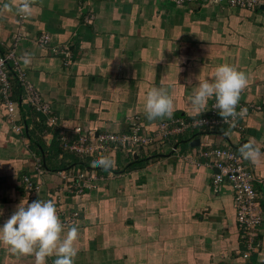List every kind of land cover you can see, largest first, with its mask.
Returning a JSON list of instances; mask_svg holds the SVG:
<instances>
[{
	"label": "crops",
	"instance_id": "0c3cea01",
	"mask_svg": "<svg viewBox=\"0 0 264 264\" xmlns=\"http://www.w3.org/2000/svg\"><path fill=\"white\" fill-rule=\"evenodd\" d=\"M256 1L264 5V0ZM4 4L14 5V0H0V9ZM25 29L28 36L16 51L20 68L50 104L57 125L52 129L43 115L19 106L14 119L17 126L23 123L22 135L7 122L0 100V227L21 200H51L65 231L78 226L74 264H246L238 255L231 188L224 185L214 192L212 172L184 155L199 147H190L193 140L229 145L238 153L252 142L261 155L246 161L257 179L262 222L250 262L264 264V10L229 7L224 0L183 6L172 0H35ZM16 30L14 6L0 11V54ZM42 33L53 46L67 45L70 64L35 42ZM222 64L247 76L239 103L259 108L241 120L242 131L192 132L152 147L148 154L111 153L108 170H92L98 177L95 188L79 196L56 193L62 183L56 172L73 159L60 147V136L77 138L76 127L84 133H119L128 130L131 120L153 127L198 117L204 112L197 114L188 97L198 81L211 80ZM152 87L166 89L173 99L171 119L146 118L144 97ZM18 91L14 102H19ZM138 158L149 160L144 167L121 172ZM24 176L36 185L34 191L25 189ZM0 264H34V257L12 256L0 246Z\"/></svg>",
	"mask_w": 264,
	"mask_h": 264
},
{
	"label": "built area",
	"instance_id": "2783aa9c",
	"mask_svg": "<svg viewBox=\"0 0 264 264\" xmlns=\"http://www.w3.org/2000/svg\"><path fill=\"white\" fill-rule=\"evenodd\" d=\"M207 1L218 3L221 0H172L176 6ZM224 1L229 7L251 11L256 10L260 6V3L256 0ZM16 22L17 30L10 37L9 48L5 53L0 54V100L6 111L7 122L11 124L16 132L20 133L22 126L15 124V110L19 106H27L43 115L46 118L47 126L55 129L57 118L54 116L50 104L44 100L39 91L26 79L23 70L20 68L19 58L16 53L19 43L28 36L25 24L29 22V17L24 18L16 14ZM35 42L48 49L52 55L60 56L65 66L70 64L71 54L67 45L53 46L49 35L46 33L40 34L35 39ZM12 78L18 82L21 88L19 102H14L10 98ZM213 105L214 102H212L207 111L198 117L190 119L178 118L170 122H160L153 127L144 126L139 119L131 120L128 130L119 133H94L90 131L84 133L81 127H76L74 133L77 138L72 139L67 136H60V147L64 152L72 154L76 158L90 160V163L101 158H107L111 153L115 154V152L125 156L135 155L140 151L148 154L150 148L158 147L171 138L177 140L179 136L191 134L192 132H200L206 135L208 132H216L224 128L242 131L241 120L252 109L259 110L258 106L253 108L251 105L239 103L236 111L238 113L241 112V109L246 111L241 113L234 121L224 122L213 108ZM184 158L197 167H205L212 172L211 188L214 192H218L224 185H228L231 188L235 223L241 246L238 255L246 264H253L250 262V258L258 250L255 242L257 230L262 222V213L255 188L257 179L250 165L240 156V153L229 145L209 146L201 143L193 152L185 154ZM38 162L36 161V172L39 174L41 168L38 166ZM92 170L94 169L81 168L80 166L57 170L56 174L62 183L56 193L65 196H79L95 188V182L98 177ZM22 182L28 192L36 189V185L29 176H24ZM70 219H66L65 222H69Z\"/></svg>",
	"mask_w": 264,
	"mask_h": 264
},
{
	"label": "clouds",
	"instance_id": "9594fccd",
	"mask_svg": "<svg viewBox=\"0 0 264 264\" xmlns=\"http://www.w3.org/2000/svg\"><path fill=\"white\" fill-rule=\"evenodd\" d=\"M35 0H14V5L4 4L0 11H12L27 18L31 16ZM25 66L30 62L28 54L23 58ZM247 86V76L234 66L222 64L215 68L211 80L198 81L194 92L188 97L192 109L201 114L210 99L213 108L224 122L234 121L241 112L236 111L241 92ZM144 113L149 121L171 119L174 102L167 90L152 87L144 97ZM203 123L202 121H200ZM244 160L255 162L259 159L260 149L252 142L239 148ZM111 160L101 158L93 161V166L108 170ZM0 210V215H2ZM78 226L73 225L65 231V225L57 214V208L51 200L37 199L31 203L21 200L13 214L0 227V246L16 257H34V264H47L50 257H55L53 264H74L78 249L74 246L78 238Z\"/></svg>",
	"mask_w": 264,
	"mask_h": 264
},
{
	"label": "trees",
	"instance_id": "16d2710c",
	"mask_svg": "<svg viewBox=\"0 0 264 264\" xmlns=\"http://www.w3.org/2000/svg\"><path fill=\"white\" fill-rule=\"evenodd\" d=\"M257 11H262L261 9H259V8H257L256 9ZM15 90L17 91V90H19L20 92H21V88H20V86H19V84H18V82L14 79V78H12V80H11V88H10V98H11V100L13 101L14 99H13V96H14V93H15ZM18 91V92H19ZM21 94V93H20ZM209 133V132H208ZM56 137V139L58 138L57 137V135L55 136ZM59 139V138H58ZM190 140H187V142H189ZM53 143H54V141H53ZM37 144H39V143H37ZM40 147V146H39ZM41 148V147H40ZM69 154V153H68ZM70 156H72L73 157V159L71 160V162L70 163H72V164H70V165H68L67 166V168H70V167H72L73 165H77V166H80L81 168H89V162H83V161H79V160H77L76 159V157L75 156H73L72 154H70ZM155 157H157V156H154L152 159H154ZM148 160L149 159H137V160H135V161H131L126 167H125V169L124 170H122L121 172L122 173H125V172H128V171H131V170H133V169H137V168H141V167H144L147 163H148ZM60 168V167H59ZM58 168V169H59ZM63 169H66V167H63ZM95 169V168H94Z\"/></svg>",
	"mask_w": 264,
	"mask_h": 264
},
{
	"label": "rangeland",
	"instance_id": "374dc122",
	"mask_svg": "<svg viewBox=\"0 0 264 264\" xmlns=\"http://www.w3.org/2000/svg\"><path fill=\"white\" fill-rule=\"evenodd\" d=\"M18 122H20L19 124H20V126H22V135L24 134V126H23V123L21 122V121H18ZM58 145H59V143H58ZM116 154V153H115ZM77 160H79V161H83V162H89L90 160H88V159H85V158H76ZM90 163V162H89ZM92 168L94 169V166H92ZM95 170V169H94ZM73 217V216H72ZM75 217V216H74Z\"/></svg>",
	"mask_w": 264,
	"mask_h": 264
},
{
	"label": "water",
	"instance_id": "95a60500",
	"mask_svg": "<svg viewBox=\"0 0 264 264\" xmlns=\"http://www.w3.org/2000/svg\"><path fill=\"white\" fill-rule=\"evenodd\" d=\"M259 8L261 10H264V5L259 6ZM198 145H199V141L198 140H193L192 142H190V147H192V148H194V147H196ZM134 158H136V156H134Z\"/></svg>",
	"mask_w": 264,
	"mask_h": 264
}]
</instances>
